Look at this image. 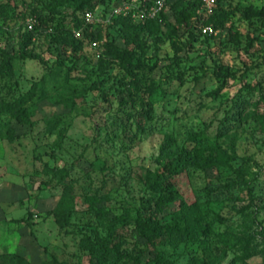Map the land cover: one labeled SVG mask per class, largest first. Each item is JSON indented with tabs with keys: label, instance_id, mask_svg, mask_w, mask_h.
I'll return each instance as SVG.
<instances>
[{
	"label": "rangeland",
	"instance_id": "1",
	"mask_svg": "<svg viewBox=\"0 0 264 264\" xmlns=\"http://www.w3.org/2000/svg\"><path fill=\"white\" fill-rule=\"evenodd\" d=\"M123 2L0 0V49L15 57L0 72V106L36 92L24 105L35 124L11 119L14 141L0 138V254L31 264H264V0H223L226 15L208 34L169 0L166 18L139 35L113 17L85 30L102 37L81 50L65 42L61 30L73 32L90 5L107 19ZM29 17L35 37L24 48ZM112 40L135 58L110 53ZM213 148L226 163L205 170L197 151ZM46 165L68 172L64 228L54 216L63 188ZM138 218L175 232L141 229Z\"/></svg>",
	"mask_w": 264,
	"mask_h": 264
},
{
	"label": "trees",
	"instance_id": "2",
	"mask_svg": "<svg viewBox=\"0 0 264 264\" xmlns=\"http://www.w3.org/2000/svg\"><path fill=\"white\" fill-rule=\"evenodd\" d=\"M121 1H130V0H107L106 7H111L114 4L120 3ZM169 0H167L168 3ZM223 0H216V7L214 14L212 16H206L205 13L203 12L201 8V2L200 0H176L177 7L180 8V11H178V17L181 22H185L186 25H188V18L189 14H193L195 18L194 22V27L198 26H207L209 25L212 21L215 19L217 20L218 18H224V15H226L225 12L222 11L221 4ZM170 5V4H169ZM168 5V7H169ZM177 8V9H178ZM97 7L95 5H90L89 8L83 11H92L96 12ZM248 13H253L256 14V12L250 8L247 10ZM167 11L164 10L161 15L153 20L146 21L145 23H132V21L129 18H124L122 19H116L115 22L120 23V28L121 31L124 33H130L131 30H135L136 35L141 34L144 30L150 29L153 25L157 24L160 22V20H164L166 18ZM190 14V15H191ZM185 18H184V17ZM37 19L39 22H44V19L40 16L37 15ZM83 19L82 17L78 18V21L76 23V29H80L82 27ZM62 35L64 34V40L67 44L70 46H73L75 48V51L81 50L84 46V41L85 39H90V41H95L99 40L102 35L98 34L97 32H84L83 36L81 38H77L74 35V32L71 30H61ZM35 37V32L34 30H26L25 33H23L22 38H23V46L26 48L30 42L33 40ZM135 42L137 41L136 39H133ZM107 48L109 49V52H115L117 56L123 61H131L135 58V52L131 51L128 47L125 49L120 48L116 46L114 41L112 40L111 42L106 43ZM24 51H26L24 49ZM1 52V58L2 61L0 63V72L8 74L12 72V66L15 61V57L7 52L5 49H0ZM25 53V52H24ZM26 53L24 54V58H32L33 56H25ZM137 84H134V87H136ZM36 94L35 90L30 92L27 97L11 106L8 108H5L4 106H0V111L3 116H0V138H6L8 141L13 142L16 133L14 128L10 126V120L15 119L17 123L20 126H27V125H34L35 122L31 120V114L27 112L25 108V102H28L33 96ZM49 130L50 133H55L56 128L55 125L51 126L49 124ZM56 142L54 146H61L63 143L64 139V133L63 130H59L56 132ZM196 139H202L201 135H197ZM209 153L206 154L207 150H198L197 151V157L200 159L203 169H208V168H218L221 165L225 164L226 157H228V154L220 149V148H213L211 149ZM45 171L47 174H50L52 177L57 179L59 181V184L63 188V193L61 196V199L59 203L57 204L55 210H54V216L57 225L60 228H64L68 225L69 218L71 216V212L73 210V200H72V186L68 182V172L65 168H59L57 166L51 167L49 165L45 166ZM163 191H167V188H162ZM155 224H159L158 222H155ZM137 225L141 229H149L151 232L156 233L159 232V229H165L170 235L174 234L175 230L171 228V226H165V227H159L156 225H150L148 224L147 221L143 220L142 218L137 219ZM159 227V228H158ZM102 247V250L105 251L106 245L102 241L99 244H95L94 242L88 241L86 242V247L89 249H93L96 246ZM0 264H31L29 261H27L24 257L21 255H18L16 253H9L5 252L0 254Z\"/></svg>",
	"mask_w": 264,
	"mask_h": 264
},
{
	"label": "built area",
	"instance_id": "3",
	"mask_svg": "<svg viewBox=\"0 0 264 264\" xmlns=\"http://www.w3.org/2000/svg\"><path fill=\"white\" fill-rule=\"evenodd\" d=\"M200 2L201 8L206 15H212L214 13L216 0H200ZM166 7L167 0L124 1L119 6H114L113 9L109 11L107 19H104L103 16L98 15L96 12L86 11L82 16V27L80 29H75L73 32L75 37L81 38L87 28L104 23L106 24L111 21V18L113 17H126L131 18L138 23H145L146 21L158 18ZM36 23V18L29 17L26 22L27 29L33 30ZM203 33H211L210 27L205 26L203 28ZM93 45L98 46V43L94 42Z\"/></svg>",
	"mask_w": 264,
	"mask_h": 264
}]
</instances>
